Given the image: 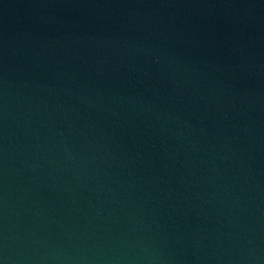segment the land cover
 Listing matches in <instances>:
<instances>
[{
    "label": "water",
    "instance_id": "obj_1",
    "mask_svg": "<svg viewBox=\"0 0 264 264\" xmlns=\"http://www.w3.org/2000/svg\"><path fill=\"white\" fill-rule=\"evenodd\" d=\"M0 264H264V0H0Z\"/></svg>",
    "mask_w": 264,
    "mask_h": 264
}]
</instances>
